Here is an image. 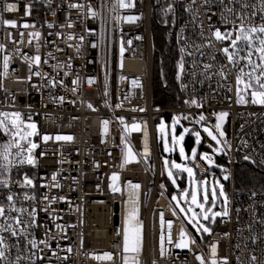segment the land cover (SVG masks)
<instances>
[{
    "label": "built area",
    "instance_id": "obj_1",
    "mask_svg": "<svg viewBox=\"0 0 264 264\" xmlns=\"http://www.w3.org/2000/svg\"><path fill=\"white\" fill-rule=\"evenodd\" d=\"M123 3L0 0V264H264V185L235 183L237 158L264 174V103L251 96L261 89L255 79L245 89L264 61L254 52L262 67L253 71L242 40L234 62L223 51H235L241 25H264V0L170 1L163 22L178 102L165 108L152 101V0ZM216 30L232 35L217 40ZM217 112L228 114L227 140L213 127ZM172 114L210 127L228 156L227 215L204 237L159 183L155 121Z\"/></svg>",
    "mask_w": 264,
    "mask_h": 264
},
{
    "label": "rangeland",
    "instance_id": "obj_2",
    "mask_svg": "<svg viewBox=\"0 0 264 264\" xmlns=\"http://www.w3.org/2000/svg\"><path fill=\"white\" fill-rule=\"evenodd\" d=\"M176 1L178 4L183 2V0ZM174 65L176 70V61ZM220 113L226 112L216 113L213 127L219 135L223 132L224 135L222 137L227 140L228 115L223 117L222 120H218ZM218 122L221 124L220 129L215 127ZM194 123L187 115L180 118L175 114L162 115L155 121L159 145V183L170 194L171 202L185 222L196 230L200 236H203V234L209 235L214 228L211 226H214L217 219L224 216L227 203V191L224 180L227 178L225 171L228 167L217 160V156L223 154V147L216 133L205 125L195 127ZM206 128L217 137L216 140H213L212 136L208 135V132L205 131ZM186 129L187 131H185ZM197 133L199 134V140ZM180 137H183V139H180ZM187 138L193 141L189 150L184 145ZM181 149H183V154H181ZM194 150L195 155H193ZM205 156H207V159L204 158ZM193 159H199L206 166L208 170L205 174L198 172L193 165L189 164V161ZM175 165L180 167L177 168ZM186 168L192 169L191 175L184 170ZM216 171H219L221 175H215ZM183 178H185V182H183ZM117 182V175H111L110 189H113ZM221 190L224 195L220 194ZM213 191H215V198L213 197ZM193 192L197 194L196 203L192 202L191 194ZM205 195H207V200L204 199ZM219 198L224 205L223 210L219 206L218 208L216 207V204H220ZM201 204L203 208L199 206ZM215 213H220V215H214ZM205 215L209 217L207 220L204 219ZM201 225L208 227L210 231L204 232L200 228Z\"/></svg>",
    "mask_w": 264,
    "mask_h": 264
},
{
    "label": "trees",
    "instance_id": "obj_3",
    "mask_svg": "<svg viewBox=\"0 0 264 264\" xmlns=\"http://www.w3.org/2000/svg\"><path fill=\"white\" fill-rule=\"evenodd\" d=\"M173 0H152V14H151V29L153 41V106L156 108L171 107L177 104V93L175 87V68L174 64L176 57L170 39L167 36L165 24L166 8ZM181 5V4H180ZM193 141L187 138L184 142L185 147L189 150ZM159 146V145H158ZM177 157V156H176ZM178 158V157H177ZM217 160L228 167V156L223 151V154L217 156ZM215 169V168H214ZM185 182V178H183ZM235 183L239 187H256L264 185V174L257 168L249 165L246 161L237 158L235 164ZM225 189L228 193V178L224 180ZM170 196V194L168 193ZM220 204L216 207L224 209L222 200L219 198ZM226 207V206H225ZM218 221V219H217ZM217 221L214 226L216 227ZM192 232L199 237L196 230H194L188 223H186ZM213 228V229H214Z\"/></svg>",
    "mask_w": 264,
    "mask_h": 264
},
{
    "label": "snow or ice",
    "instance_id": "obj_4",
    "mask_svg": "<svg viewBox=\"0 0 264 264\" xmlns=\"http://www.w3.org/2000/svg\"><path fill=\"white\" fill-rule=\"evenodd\" d=\"M121 6L122 7H125V6H129V5H125L123 3V0H121ZM73 7H75V5H73ZM245 7H246V5H245ZM12 9H13V5H7L6 10L11 11ZM228 11H232V9H228ZM241 19H242V24H243V18H241ZM5 23H10L13 27L16 26L15 25V22H12V21H5ZM27 26H28L27 24L24 25V27H27ZM258 33L259 34H264V25H262L260 27L253 26V27H250L248 29H245L241 25L239 27V29H238V34H237L236 38L231 40V46H232V48L235 49V51L230 53L228 47L223 48V51L228 55L229 61L230 62H234L233 57L236 56V55H238L239 52L241 51V49L238 47V41H241L242 40L244 42V45L249 49V51L247 52V57H246V59L248 61V64L249 65H252L253 71H255L256 68H261L262 65H259V64L253 65L252 64V60H251V57H252V55L255 52V53H258L259 54V59L261 61H264V39L259 38V36H257L255 40L253 39V34H258ZM214 35H215V38L217 40H223V39L230 38L231 35H232V33L231 32H226V33H224L222 35L219 30H216L215 33H214ZM257 43L259 45L258 47H257ZM35 59H36L37 62L39 61V57H36ZM6 61H7V58H5V68H7V62ZM180 67L183 68V64H181ZM205 67L207 68L208 65H205ZM241 72L243 73V70L242 69H241ZM253 79H255L257 81V87L259 89H261V91L253 90L251 92V96L253 98L252 99V103H258V102L259 103H264V70H262L261 73H260V75L259 76H256V77H253L251 74H248V83L245 84V89H247L249 87H253V85H252V80ZM73 83H76V82L73 81ZM241 83H242L241 76H238L237 77V85H240ZM240 91H241V89L238 87L237 88V95L239 97L238 102L243 103L245 101H244L243 97L240 96ZM257 97H260L261 99L257 100L256 99ZM89 107H91V105H89ZM0 115H4L5 117L8 116L7 113L0 114ZM12 115L16 118V119H14L12 121V124L15 127L16 126V120L19 119L20 113H14ZM227 115H228L227 113H220L219 116H218V120H222L223 117H225ZM200 119L203 120L204 117L201 116ZM2 125H4V121L3 120H0V126H2ZM27 127L34 129L35 128V124H29V125H27ZM215 127L217 129H220L221 124L218 122ZM5 130L6 131L8 130L6 126H5ZM185 131H187V129ZM205 131L208 132V135L209 136H212V139L213 140H216L217 139V137L214 136L212 134V132L209 131L207 128L205 129ZM18 133H19V130H17V134ZM28 135H32V133L29 132ZM220 135L223 136L224 133L221 132ZM197 138L199 140V134L198 133H197ZM44 139L47 140L48 137H44ZM57 139H60V137H58ZM63 139H71V137H63ZM180 139H183V137H180ZM17 146L19 147V145H17ZM36 147H37L36 144H31V148L34 149ZM5 152H7V148L5 149ZM181 154H183V149H181ZM17 155H20V153H17ZM193 155H195V150L193 151ZM204 158L207 159V156H205ZM247 158L248 157H245V159H247ZM5 159H7V155H5ZM24 162L25 161L23 159L20 161V163H24ZM27 163H33V160L31 158H29L27 160ZM175 167L179 168L180 166L179 165H175ZM184 170L187 171L191 175V173H192V169L191 168H186ZM169 175H171V173H169ZM114 179H115V177H114ZM26 182L28 184H31L32 183V181L31 180H28L27 178H26ZM220 194L221 195H224V193H223L222 190H221V193ZM191 195H192V202L193 203H196L197 194L195 192H193ZM213 197L215 198V191H213ZM7 199L8 200H12L13 197L12 196H8ZM173 199H175V197H173ZM204 199L207 200V195L204 196ZM199 206L201 208H203V205L202 204L199 205ZM3 214H4V209L2 207H0V216H2ZM224 214L227 215V212L225 211ZM214 215H220V213H215ZM208 218H209L208 216H206V215L204 216V219L205 220H207ZM16 222L18 224L20 223L19 220H17ZM0 227H2V226H0ZM11 227H12L11 225H8V228L9 229H11ZM200 228H202L204 232H209L210 231L208 227H204L203 225H201ZM12 235H16L15 231L12 232ZM181 235L183 236L184 233L182 232ZM161 240H163V237H161ZM30 243H32L33 244V247H35V243L34 242H30ZM2 244H3V238L0 237V245H2ZM181 246H186V245H182V244H178L177 245V247H181ZM124 250L125 251H128L129 250V248H128V236H127V233L125 234V247H124ZM213 252H215V247H213ZM4 256H5V252H4L3 248H0V258H3ZM252 259L255 260L256 257H252ZM212 264H216V261H212Z\"/></svg>",
    "mask_w": 264,
    "mask_h": 264
}]
</instances>
